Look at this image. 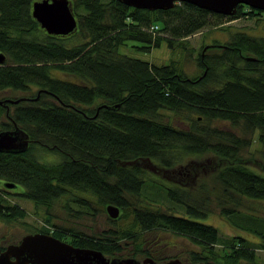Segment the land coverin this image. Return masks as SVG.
I'll return each mask as SVG.
<instances>
[{"label":"trees","instance_id":"1","mask_svg":"<svg viewBox=\"0 0 264 264\" xmlns=\"http://www.w3.org/2000/svg\"><path fill=\"white\" fill-rule=\"evenodd\" d=\"M33 1L0 0V52L5 56L0 92L19 91L26 95L18 97L29 98L8 104V116L0 106V131L14 122L30 140L22 153H0V220L25 215L23 208L6 203L5 182L46 209L73 189L130 209L138 227L131 232L110 226L87 234L46 223L52 224V236L74 246L116 257L126 237L138 248L132 256L162 262L168 257L153 251L154 240L150 248L141 245L150 234L168 231L191 246L184 259L193 264L255 263V248L264 251V216L258 214L264 211V37L237 32L223 44L213 40L206 49L217 52H199L202 72L193 77L173 63L155 65L117 49L127 40L141 43L143 51L163 41L180 46L222 19L257 17L264 11L237 5L234 15L223 16L185 2L149 11L118 0H69L76 29L55 36L32 18ZM32 87L37 90L27 94ZM163 111L183 114L186 127L173 125ZM254 135L261 147L248 152ZM41 151L57 159L42 160ZM209 154L223 164L208 182L167 187L158 205L152 204L154 195L149 194L151 202L142 195L145 170L133 161L155 159L169 168L183 158ZM75 203L88 206L84 198ZM216 209L228 224L258 241L240 234L222 240L213 224L201 221Z\"/></svg>","mask_w":264,"mask_h":264},{"label":"rangeland","instance_id":"2","mask_svg":"<svg viewBox=\"0 0 264 264\" xmlns=\"http://www.w3.org/2000/svg\"><path fill=\"white\" fill-rule=\"evenodd\" d=\"M245 11V9H244ZM217 26H207L199 30L198 32L186 37L183 40L182 45L168 47L167 43L163 41L159 47L152 48L150 51L139 50L138 47L142 44L133 40H127L124 45H120L117 49L119 54L126 55L131 58H137L155 65H163L173 63L178 67H181L183 72L189 76H197L201 74L202 70L197 66V57L199 52L202 51V45H209L213 40L218 41L220 44L228 41L232 35L237 32H245L248 35L255 37H264V14L257 17L241 16L239 18L226 20L222 19ZM155 31L153 27L150 28ZM211 50V49H206ZM217 50H211L209 54L216 53ZM36 91V87H32L27 94L32 91ZM26 95L25 93L5 90L0 92V99L2 97H18ZM4 99V98H3ZM3 108V107H2ZM167 119L175 126L181 128L186 127V119L183 114L176 115L171 112L163 111ZM261 145L258 143L256 135L252 138V143L248 148V152H252L255 149H259ZM42 160L54 161L57 159V155L51 152L41 151ZM248 157V154L245 158ZM257 159H255L256 161ZM134 164L141 166L145 170V184L142 189V195L151 202V196L154 195L157 198V202H152L154 205L161 203V197L166 198V188L170 186H182V185H194L200 181L208 182L210 175L215 168L221 164L217 157L214 155H203L183 158L172 167H165L158 163L155 159H140L133 161ZM247 164L257 168V165L252 160H247ZM2 187V186H1ZM160 197V199H158ZM12 195L4 196L6 203L13 205L16 202L21 208L24 209L25 215L23 218H14L11 220H0V237H21L26 233L39 232L40 228L49 230L48 234L52 233V224L62 226L64 228H74L83 231L87 234H97L102 230L108 229L110 226L118 228L119 230L128 229L131 232L138 229L132 220L130 209H118V215L114 218V225H111V218L106 211L105 203H101L97 198L88 192H80L77 190H70L68 195L61 197L58 200L52 202L50 209H46L45 206H35V204L28 199H14ZM78 198H84L88 201V206H83L79 203H75ZM69 206L67 208L66 206ZM164 205V206H163ZM163 207H168L167 203L163 204ZM264 207V203H261ZM174 209V208H172ZM175 210V209H174ZM260 215L264 216V211H259ZM202 222L207 224H213L219 232L221 239H226L230 236L240 234L252 241H258L255 236L249 235L245 232L238 231L224 219H222L218 210H214L206 219H201ZM47 222L52 224L46 225ZM43 233V232H42ZM141 235V234H140ZM150 234V238L146 241V244H142V248H147L151 245V241H155L157 244L153 251H160L164 257H168L166 260L159 262L158 264L165 263L167 260L177 257L181 262H184V251L191 248L186 241L168 231H157L155 237ZM59 239V238H58ZM132 239V238H131ZM64 242V239H61ZM68 243V242H67ZM121 251L117 253L116 257L126 258L132 257L137 260H141L144 255L132 256L131 254L138 251L135 243H132L130 239L123 237L120 241ZM70 244V243H69ZM72 245V244H71ZM180 254V255H179ZM180 256V257H178ZM256 261L255 264H264V251L255 248ZM239 263H243L241 260ZM237 263V264H239ZM220 264H223L221 261Z\"/></svg>","mask_w":264,"mask_h":264},{"label":"water","instance_id":"3","mask_svg":"<svg viewBox=\"0 0 264 264\" xmlns=\"http://www.w3.org/2000/svg\"><path fill=\"white\" fill-rule=\"evenodd\" d=\"M120 3L135 9L167 10L175 4L185 2L199 8L223 16H232L236 13L237 5H245L252 9L264 11V0H118ZM31 16L47 35L65 36L72 33L77 26L69 0H34L31 3ZM206 45L203 51L206 50ZM247 59H254L246 57ZM5 56L0 52V64ZM37 96L31 100L38 98ZM29 99L18 97L15 99H0V106L8 116V104H16ZM102 107H109L103 105ZM11 129L0 131V153H22L29 145L28 134L14 122ZM15 184L5 182L4 187L13 188ZM118 207L112 204L106 206L107 214L114 219L118 215ZM0 264H158L151 257L137 260L132 257H107L101 251L71 245L47 233H31L22 237L18 244L8 245L0 251ZM162 264H193L178 258H171ZM239 264H255L243 262Z\"/></svg>","mask_w":264,"mask_h":264},{"label":"flooded vegetation","instance_id":"4","mask_svg":"<svg viewBox=\"0 0 264 264\" xmlns=\"http://www.w3.org/2000/svg\"><path fill=\"white\" fill-rule=\"evenodd\" d=\"M1 191L4 192L3 194H5L4 195L5 197H7L8 195H12V196L15 197L14 199L23 198L22 196H20V190L17 189V188H15V187H13V188H6V187L2 186L1 187ZM13 204L18 205L16 202H14ZM33 233H36V232H33ZM39 233H42V232H39ZM27 234H31V233H26L25 235H27ZM25 235H23V236H25ZM23 236H21V237H14V238H11V239H10V237L1 236L0 237V251H3L8 245L18 244L20 242V240L22 239Z\"/></svg>","mask_w":264,"mask_h":264},{"label":"built area","instance_id":"5","mask_svg":"<svg viewBox=\"0 0 264 264\" xmlns=\"http://www.w3.org/2000/svg\"><path fill=\"white\" fill-rule=\"evenodd\" d=\"M153 28H156V26H152Z\"/></svg>","mask_w":264,"mask_h":264},{"label":"bare ground","instance_id":"6","mask_svg":"<svg viewBox=\"0 0 264 264\" xmlns=\"http://www.w3.org/2000/svg\"><path fill=\"white\" fill-rule=\"evenodd\" d=\"M56 36H59V35H56Z\"/></svg>","mask_w":264,"mask_h":264}]
</instances>
